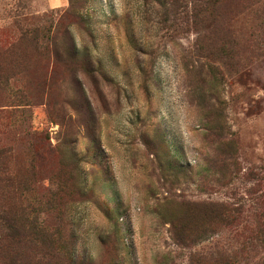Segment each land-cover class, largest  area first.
Wrapping results in <instances>:
<instances>
[{
  "label": "rangeland",
  "instance_id": "rangeland-1",
  "mask_svg": "<svg viewBox=\"0 0 264 264\" xmlns=\"http://www.w3.org/2000/svg\"><path fill=\"white\" fill-rule=\"evenodd\" d=\"M2 150L0 264H264V0H0Z\"/></svg>",
  "mask_w": 264,
  "mask_h": 264
},
{
  "label": "trees",
  "instance_id": "trees-1",
  "mask_svg": "<svg viewBox=\"0 0 264 264\" xmlns=\"http://www.w3.org/2000/svg\"><path fill=\"white\" fill-rule=\"evenodd\" d=\"M3 155V157H5L6 152L5 151H0V157ZM232 212H234L233 209H230L226 206L220 208V207H216V208H212L209 209L206 214H205V225H209L210 221H219V220H223L225 218H228L232 215Z\"/></svg>",
  "mask_w": 264,
  "mask_h": 264
}]
</instances>
